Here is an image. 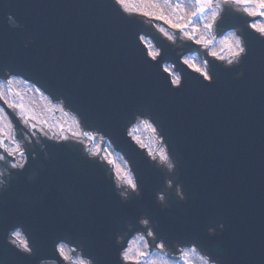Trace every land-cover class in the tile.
<instances>
[{"label": "water", "instance_id": "95a60500", "mask_svg": "<svg viewBox=\"0 0 264 264\" xmlns=\"http://www.w3.org/2000/svg\"><path fill=\"white\" fill-rule=\"evenodd\" d=\"M111 2L0 0V56L5 54L6 46L8 55L18 58L21 63L60 73L69 88L74 85L81 88V98L97 111L110 109L118 113L125 106L156 108L169 125L172 142L182 158L180 177L193 197L191 209L178 212L177 218L210 219L217 226L228 225L229 230L215 243L224 258L261 264L264 261V47L253 49L245 62L246 75L241 81L232 79L238 73L231 71L233 67L226 69L214 61L217 59L230 65L231 54L221 41L239 29L215 37L213 50L219 52L223 60L212 57L201 46L200 58L183 55L182 59L194 61L201 67H205V61L214 58L210 64L216 83L211 88L202 87L207 81L184 64L180 54L167 43L180 41L173 28L155 19L163 10L173 23H186L193 9L186 3L182 11L174 12L164 0H130V5L137 10L131 15L150 24L158 34L153 38L163 48L161 63L172 60L182 69L184 87L170 93V80H166L167 74L161 63L157 67L155 61L144 62L147 54L138 37L141 32H146L145 24L128 13L124 15L132 20V24L120 22L108 7ZM180 16L184 19L180 20ZM234 16L231 27L226 30L241 26L244 35H248L252 31L246 24L250 18L237 11ZM260 17L263 19L249 23H255L258 28L264 26V16ZM197 35L211 38V34L202 28ZM142 36L152 45L153 51L160 52L148 33ZM180 39L188 38L180 32ZM197 48L194 43H187L184 51ZM147 59L151 60L150 57ZM165 67L181 77L172 63L164 64ZM21 74L35 83L40 80V87L44 83L37 71L26 70ZM43 89L48 93L46 88ZM68 107L75 110V106ZM9 112L15 121L17 137L26 140L20 120L11 110ZM36 128L42 134L48 132H43L40 124ZM120 128L122 135L108 137L126 154L133 168L147 175L138 155L145 156L143 151L124 133V121ZM38 129L30 128V133L35 134ZM68 139L75 140L71 136ZM141 140L145 143L146 136L142 135ZM100 141L98 138L97 143H90V150L96 151ZM129 141L135 152L129 147ZM42 143L44 148L33 138L34 147L27 148L29 164L20 181L9 178L13 171L10 165L0 163V180H5L7 189L6 199L0 201V210H6L13 220L26 223L30 228L37 219L56 217L79 218L101 231L114 211L117 192L114 182L105 171L101 176L86 168L80 161L79 152L67 148L50 150L54 144L72 145L74 142L42 139ZM105 143L104 140L103 145ZM6 146H10V141ZM77 148L82 147L77 145ZM105 152L111 153L113 159L117 158V167L130 169L126 159L110 142L101 155ZM34 153L38 163L31 160ZM162 219L167 221L168 217ZM57 231L70 234L63 224L58 225ZM133 233L131 231L127 240ZM141 235L136 232L128 242L127 247L133 249L132 255L137 250H144L145 241L139 239ZM44 258L54 260L49 255ZM192 260L193 264H201L198 255H193ZM182 263L179 252L174 253L169 262Z\"/></svg>", "mask_w": 264, "mask_h": 264}, {"label": "snow or ice", "instance_id": "6c2138e0", "mask_svg": "<svg viewBox=\"0 0 264 264\" xmlns=\"http://www.w3.org/2000/svg\"><path fill=\"white\" fill-rule=\"evenodd\" d=\"M164 3L174 12L182 11L187 3V6L193 9L190 18L186 23H173L161 10V14L155 19L164 21L171 28L183 33L188 40L207 49L212 57L220 60L224 57L213 50L215 37L231 27L230 21L235 19V11L242 8L248 16H264V0H164ZM108 7L117 20L129 26L132 24V20L124 15V13L131 15L137 11L130 5V0H112ZM179 18L184 19L183 16ZM248 27L252 30L248 35L245 36L243 31L238 30L230 32L229 38L221 41L231 54L232 59L228 61L233 65L231 71L239 73L238 76H232L236 81L245 78L244 65L253 49L256 46L264 47V26L258 28L255 23H251ZM201 28L211 34V38L198 36ZM138 42L147 46L144 62L155 61L156 66L159 67L163 59L160 53L152 50V45L147 43L144 36H139ZM209 63L205 61V67H201L194 61L184 60V64L194 69L203 81H207L206 84L202 83V87L205 88H211L216 83L211 75V68H208ZM26 70H34L41 75L44 83L41 87L34 88V91L41 92L42 87L46 88L51 96L49 103L55 100L60 111H64L67 106H75L76 115L73 116V124L77 130L72 132V137L76 143L54 144L50 150L59 151L67 148L79 152L81 163L101 176L105 171V165L114 166L115 176L120 181L117 186L119 191L115 193L114 211L105 221L101 231H96L79 218L56 217L37 219L30 228L26 223L13 220L6 210H0V264H126V262L169 264L176 252L180 253L183 264H193V255H198L201 264H249L244 259L229 261L215 247L216 241L229 230L228 225L217 226L216 222L210 219L201 221L193 218H177L178 212L191 209L193 197L191 192L178 187L177 181L168 175L169 172L179 171L182 158L172 142L169 125L156 108L125 106L118 113H113L110 109L97 111L91 103L81 98L80 87L74 85L69 88L60 73L49 72L43 66L35 67L21 63L18 58L8 55L5 46V54L0 56V75L4 76L7 91L0 93V100L13 109L14 113L19 114L18 119L23 121L26 128H36L35 121L38 117L22 103L10 102L7 99L16 75ZM163 72L167 74L166 80H170L168 88L170 93L183 89L184 84L179 75L167 67ZM36 83L40 84L41 81L37 80ZM41 94L43 95L42 92ZM44 98L49 99L48 96ZM8 116L5 109L0 107V117L8 119ZM122 121H124V133L140 148L148 147L135 135L141 127L150 130L156 138L155 150L149 148L147 156L138 153L147 175L141 174L135 168L125 170L115 167V161L110 158L111 153L101 155L104 151L102 147L94 152L87 146L77 148V145H83L81 136L89 140L99 136L103 141L108 135H122L120 128ZM82 125L94 127V132L82 131ZM15 133L16 128L8 119V130L0 128V149H3L0 163L10 165L13 171L10 172L9 178L15 177L20 181L27 171L30 153L17 140ZM44 135L50 140H68V136L64 135L63 126L57 134L49 135L45 132ZM6 140L13 146H6ZM128 143L135 152L136 149L131 141ZM31 160L33 163H38L36 156H32ZM109 178L112 179V176L110 175ZM4 184L5 180H0V185ZM6 196L5 188L0 191V201H4ZM141 202H143L142 206ZM162 217H168V220L165 221ZM60 224L65 225L70 234H60L57 231ZM129 229L141 232L139 239L145 241L144 250H137L135 255H132V248L126 247L127 236L131 234ZM46 255L54 257V260H46L44 258ZM152 256L156 258L149 259ZM261 264H264V261Z\"/></svg>", "mask_w": 264, "mask_h": 264}, {"label": "rangeland", "instance_id": "374dc122", "mask_svg": "<svg viewBox=\"0 0 264 264\" xmlns=\"http://www.w3.org/2000/svg\"><path fill=\"white\" fill-rule=\"evenodd\" d=\"M24 93V98L22 96L12 95L14 93H10V100L12 102L22 103L26 109H28L38 117L36 121L40 123L46 122L52 128L58 129L63 126L64 131H66V129H70L71 125L65 122L62 118H60L61 114L59 111L49 109V106L40 102L39 94H35L33 93V91L31 92L28 89H26ZM29 98H31L32 101H29ZM26 99L28 100V102ZM5 120L7 124V119ZM1 125L4 124L1 122Z\"/></svg>", "mask_w": 264, "mask_h": 264}, {"label": "bare ground", "instance_id": "6f19581e", "mask_svg": "<svg viewBox=\"0 0 264 264\" xmlns=\"http://www.w3.org/2000/svg\"><path fill=\"white\" fill-rule=\"evenodd\" d=\"M13 84H16V86H19V87H22L24 85L26 86L25 82L21 78L15 79L13 81ZM0 93H3L2 89H0ZM35 94H39L40 102L43 103V104H45V105H47V106H49L48 107L49 109H54V110L60 112V114H61V117L60 118H62L65 122H67L68 124L71 125L70 129H66V131H64V135L71 136L72 137V132H74V131L77 130L76 126L73 124V116L75 114L74 113H71L66 108L64 109V111H60L59 110V107L57 106V102H52L51 101V103H49V100H51V97L48 96L49 99L46 100L44 98L46 95H44V94L42 95V94H40L38 92L35 93ZM0 107H1V105H0ZM65 113H67V114H65ZM8 119H7V122H8ZM1 122L6 126V120L3 117H0V125H1ZM35 123H36V125L40 124L41 127H42V129H43V132L48 131V134L49 135L57 134L60 131V129H58V128H52L47 123H40L38 121H35ZM81 130L82 131H85L84 127L81 126ZM72 139H74V138L72 137ZM80 139L83 140L84 143H93L91 140H89V139H87V138H85L83 136H81ZM12 146L13 145L10 142V146L9 147H12ZM17 158L19 159V157H17Z\"/></svg>", "mask_w": 264, "mask_h": 264}]
</instances>
